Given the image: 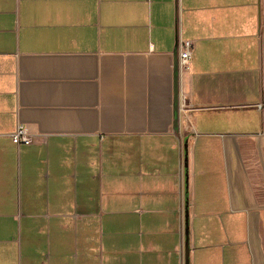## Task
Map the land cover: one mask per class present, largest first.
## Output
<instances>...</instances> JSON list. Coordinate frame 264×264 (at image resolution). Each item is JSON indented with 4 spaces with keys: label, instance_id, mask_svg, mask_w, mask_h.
<instances>
[{
    "label": "crops",
    "instance_id": "crops-1",
    "mask_svg": "<svg viewBox=\"0 0 264 264\" xmlns=\"http://www.w3.org/2000/svg\"><path fill=\"white\" fill-rule=\"evenodd\" d=\"M187 211L264 264V0H0V264H184Z\"/></svg>",
    "mask_w": 264,
    "mask_h": 264
},
{
    "label": "built area",
    "instance_id": "built-area-1",
    "mask_svg": "<svg viewBox=\"0 0 264 264\" xmlns=\"http://www.w3.org/2000/svg\"><path fill=\"white\" fill-rule=\"evenodd\" d=\"M195 45L193 41H182L179 46V74L180 80L184 78L185 73L188 71L190 63L193 58ZM180 101L184 106L189 105V98L187 94H182ZM12 140L17 145H30L33 142L32 135L27 128L23 125H19L12 135Z\"/></svg>",
    "mask_w": 264,
    "mask_h": 264
},
{
    "label": "water",
    "instance_id": "water-1",
    "mask_svg": "<svg viewBox=\"0 0 264 264\" xmlns=\"http://www.w3.org/2000/svg\"><path fill=\"white\" fill-rule=\"evenodd\" d=\"M178 55H175V73H174V101L175 109H178L180 95V74H179ZM184 264H190V230H189V213L185 215V244H184Z\"/></svg>",
    "mask_w": 264,
    "mask_h": 264
}]
</instances>
